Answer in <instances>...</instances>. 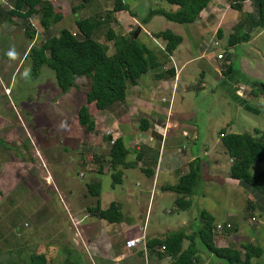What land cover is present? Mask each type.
Here are the masks:
<instances>
[{
    "label": "crops",
    "instance_id": "0c3cea01",
    "mask_svg": "<svg viewBox=\"0 0 264 264\" xmlns=\"http://www.w3.org/2000/svg\"><path fill=\"white\" fill-rule=\"evenodd\" d=\"M40 1L49 2L54 8V12L60 14L62 19L48 29H43L39 22V15L33 14L27 20L32 33L30 38L24 31V24L21 18L9 15L12 9V0H0V48L5 47L3 51L0 49V133L2 132L4 135H7L10 129L8 123H10L11 112L8 111V101L4 102L3 99L11 96V81L19 71V63L21 62V65L27 63L29 67V49L34 45L42 44L47 38L56 37L61 29H66L74 35L79 34L75 25L76 13H78L79 9L84 8L78 9L79 0ZM113 1L90 0L87 4L91 14H88L89 17L100 16L105 11L112 10ZM121 1L128 7L127 10L114 13L115 22L101 27L104 28V34L108 29L123 36L129 35L133 30H136L135 36L137 38L141 33L146 34L153 44L149 47L144 45L156 57L160 66L141 75L135 84L127 87L124 99L112 103L104 110H98L93 103L88 104L86 100L84 101L88 113L95 123V131L87 134L82 129L85 134L83 138H86V140L83 141L78 151L80 159L77 163L79 168L77 170L78 174L76 173L77 176L89 178L88 184L91 182L100 183L99 177L101 175L110 174L108 162L109 140L120 139L128 151L126 161L131 164V166L121 169L120 185L125 183L126 186H130L136 176L140 177L137 181L141 180L140 183L137 182L135 184V187L139 189L133 190V192L129 189H122L117 194L113 190L111 195H107L110 198V203L115 202L120 206L122 220L116 224L98 220L87 213L86 208L93 206L95 202L92 196H89L92 200L91 205L88 196L86 198L83 195L89 202L87 205L84 204V207L83 202H81L82 206L73 204L74 201L70 193H68L69 196H65L68 197L67 199L65 198L69 213L67 218L77 230L78 234L76 235L85 237L87 242L98 244V246L94 247L98 264H110L109 262L113 264L117 262L115 259L117 256L108 254L103 243L107 242L110 244L112 241L111 236L114 235L112 231L115 233L118 228L119 232L123 231V234L131 231L135 234L133 236L143 235L145 241L152 239L146 233V217L148 213L152 210L158 198H160V201H157V203L163 202L165 198H172L173 202L175 201V194L165 190L164 187L175 185L179 177L188 173L189 165L193 161L197 160L199 163L200 182H203L204 185L218 180L222 182L229 181L230 184L239 187L237 180L234 181L229 178L227 171L223 172V168L227 169L230 167L232 159L227 155L223 147V150H221L214 146L220 143L219 136L215 140L212 139L211 135H209L208 140L206 137L202 140V136L201 141L196 140L199 138L200 126L195 125L189 119L193 111L201 113L202 106L198 108L194 104L198 97L201 100L203 97L208 96L205 95L206 85H209L208 89H211L213 94L215 89H217L219 93L227 95L238 108L245 109L255 115L258 110L247 104L248 101L243 99L245 96L242 90L249 88L252 81L259 79L256 68L248 71L247 64L248 66H254L251 59H255V56L261 55L264 58L261 49L254 46L256 38L262 33L251 34V38L246 44L255 51L254 56H250L247 52L244 53V59L240 61L241 64L237 68H233L234 70L231 69V73L223 75L228 63L223 61V59H218L217 55L222 54L224 58L228 56L227 54H230L231 49H237V46L233 48L227 47V38L234 25L240 19L239 12L231 9L227 0H211L193 23H167V28L164 30H170L182 39L171 55L164 51V42L154 38V33L152 34L146 29L162 22L160 21L162 17L154 16L147 23H142L152 0H133L132 7L124 3L123 0ZM106 3H112V6H107ZM174 7L173 11L177 8L176 6ZM72 9H75V13H72ZM251 11V7L247 9L244 2L243 12L250 14ZM7 15L9 16L8 18H6ZM122 27H124L123 31ZM217 31H219L220 37H218ZM97 41L106 45L109 49V43L111 42H104L103 39H98ZM213 41H218L219 46L214 47L212 45ZM246 56L250 62L246 60ZM4 60L16 62L14 63L15 66L6 65V67H3ZM10 67H14L12 68L13 70ZM169 68L174 70L173 77L157 76ZM209 75L214 78L211 81H218L215 84V88L205 81V77ZM197 77L200 78L199 82H197ZM34 81L36 82V80ZM41 83H38L39 87H42L43 84L45 85V82L42 81ZM88 86L89 84L86 90ZM79 88H81V85L76 81V87L71 88L68 93L63 95L66 98L64 104L71 103L74 95H78ZM86 90L83 91L84 98ZM73 91L77 93L75 94ZM192 91L195 92V95H193ZM253 96L254 98L257 97ZM60 109L57 110V114L63 118L65 117L64 111H60ZM46 110L50 111V114L39 112L37 117L40 120L39 122H46L48 120L47 116H51L52 112H56L53 107ZM36 115L35 113L33 116ZM43 115L46 116L47 120L42 119L41 116ZM37 118H35V121L38 120ZM79 128L81 127L79 126ZM227 133H231V131L229 130ZM104 136L108 137L109 140H105ZM205 139L207 140V146L204 143ZM190 143L193 146L188 147L187 145ZM196 145L199 147L198 149H195ZM69 159L72 162L73 157L70 156ZM212 169L213 171H211ZM67 175L68 173L64 176L61 183L74 186L75 183H69ZM142 186L144 189H140ZM158 193L160 194L157 197ZM204 198L205 196H192V199L196 200L195 209L202 207L203 210L201 211H206L212 216L211 213L213 212L204 208ZM99 201L102 209L107 208L110 204L109 200L104 203L101 194ZM107 203L109 204L107 205ZM192 208H194L193 201L189 209ZM256 208L258 210L260 206L257 205ZM163 212L166 213V210L163 209ZM140 214L144 216L142 224L141 220H126L125 222V216L128 219V216L135 218ZM227 216L230 217L231 215ZM233 217L235 216L233 215ZM226 222L230 223L229 221ZM68 228L71 230L70 225ZM159 237L161 236L156 238ZM234 237L232 234L227 233L224 240L227 238L232 240ZM214 242L218 247H226L222 245L225 243L218 240V238L216 239L215 236ZM88 249L91 248L89 247ZM85 250H87L86 247ZM114 251L119 254L122 252L120 257H118L120 260L124 257H133L136 253L135 249H127L124 246L117 247Z\"/></svg>",
    "mask_w": 264,
    "mask_h": 264
},
{
    "label": "rangeland",
    "instance_id": "374dc122",
    "mask_svg": "<svg viewBox=\"0 0 264 264\" xmlns=\"http://www.w3.org/2000/svg\"><path fill=\"white\" fill-rule=\"evenodd\" d=\"M89 2L90 0H79L78 4L84 8L80 7L81 9L76 13L77 19L91 15L88 10L90 9L89 5H87ZM123 2L130 7L133 6V0H123ZM249 2L250 0L245 1V7L247 9L251 7L253 15L254 5L252 6ZM106 5L112 6V3H106ZM149 9H164L172 12L175 7L163 0H152L148 11ZM8 17L7 15L6 18ZM160 21L162 22L146 29L152 34L166 29L169 21L163 17ZM121 29L123 31L124 27ZM136 32L133 30L131 34ZM258 33L262 34L256 38L254 46L261 49L264 56V29L256 28L250 32L252 35ZM93 38L95 40L103 39L105 42L104 28L99 29L96 37L94 35ZM138 41L148 47L153 44L144 33L139 35ZM0 49L3 51L5 47ZM107 52L108 55L114 53L112 43H109ZM246 52L250 56H254L255 51L250 49L248 44L241 43L236 50L231 49L230 54H227L228 56L224 57L223 61L228 65L231 64L233 68H237ZM245 58L250 62L247 56ZM251 62L254 66L247 64L248 71L256 68L259 75V79L256 81H263L264 58L261 55L255 56ZM14 63L16 62L4 60L3 67L13 66ZM20 65L21 62L18 65L17 75L11 81V96L3 99L4 102L8 101L11 119L8 123L10 125L8 134L0 133V141L3 139L2 141L7 143V146L4 144L0 146V264H28L32 254H43L50 264H98L94 249L98 244L87 242L85 237L76 235L78 234L77 230L67 218L69 213L65 201V198H68L65 196H69L68 193H70L74 201L73 204L76 206L83 204L84 207V204L92 202L86 189V184L90 179L77 176V170H79L77 163L80 159L78 151L86 138H83L85 134L82 128H79L80 125L76 120L79 107L86 105L83 91L86 90L90 81L85 78L77 79V83L81 85L78 95H74L71 103L64 104L66 98L60 92L51 70L42 66L41 68H44L38 72V78L34 79L35 82L30 78L31 72L28 64L24 63L21 67ZM213 79L211 75L205 77V81L215 88L218 81H211ZM42 81L45 82V85L39 87L38 83ZM199 81L200 78L197 77V82ZM208 86L205 87V95L208 96L201 100L198 97L194 104L198 108L202 106L201 113L193 111L189 119L195 125L200 126L199 138L196 140L201 141V136L202 140L205 137L208 140L209 135L215 140L219 136L217 132L221 129L225 133L230 130L234 134H249L251 136H254L255 130L261 134L264 133V98L262 96L254 98L250 87L242 90L245 96L243 99L248 101L247 104L252 108L258 110V114L255 112L254 115L245 109L238 108L227 95L219 93L217 89L213 94ZM73 93L77 92L73 91ZM192 93L195 95L194 91ZM227 101L228 103H226ZM31 103L33 104L31 105ZM11 104L12 106H10ZM51 107L56 109V112L47 116L48 120L45 115L41 116L43 120L47 121L39 122L40 120L37 118L39 112L48 115L50 111L46 109ZM59 109L64 111V119L57 114ZM35 113L37 115L33 116ZM35 118L38 120L35 121ZM261 134H258L257 137ZM206 139L204 143L207 146ZM8 144H11V147ZM187 146L190 147L193 144L190 143ZM214 146L223 150L221 143ZM196 148L199 147L196 145ZM70 156L73 157L72 162H70ZM224 171H227L228 174L229 168H223ZM249 171L254 177L264 174V162L252 165ZM67 173L69 183H75L74 186L61 183ZM139 178L136 176L130 186H126L125 183L124 185H113L111 174H103L99 177V194L103 197L104 203L106 200H109L110 203V198L107 195H111L113 190L118 194L122 189H129L131 192L139 189L135 187L137 182H141V180L137 181ZM258 184L262 185V188L254 191L258 193L263 190L264 192V180ZM140 189H144V187L142 186ZM245 189L240 186V183L238 187L230 184L229 181L214 180L206 185L199 181L194 187L193 195L205 196L204 208L213 212L211 213L215 221L213 225L217 223L229 224L226 221L230 222L231 228L224 233L219 234L213 231L215 238L225 243L222 245L227 248L240 249V246L246 242L260 246L263 250V257L253 259L251 264H261L264 263V213L257 208L254 209L255 212L249 211L248 199L250 198L251 203L256 205V197H253V194ZM83 195L84 197L88 196L90 201L88 202L87 197L84 198ZM157 201H160V198ZM157 201L146 217V233L149 238L162 237L167 233L179 230L191 234L201 227L202 221L199 214L203 208L195 209V199H192L194 208L183 211L177 209L172 198H165L161 203H157ZM81 202L83 203L81 204ZM163 209L166 210V213L163 212ZM143 214L135 218L128 216V219L125 216V222L126 220H141L142 224ZM233 215L235 217L232 218ZM69 225L71 230L68 228ZM118 229L115 233L112 231L114 235L111 236L110 244L103 243L108 254L117 256L115 258L117 262L113 264H171L169 258L163 256L159 259L155 253L150 254L141 247L135 249V256L118 259L122 252L119 254L114 251L115 248L125 247L127 239L136 237L131 231L123 234V231L119 232ZM227 233L235 237L232 240H228V238L224 240ZM193 240L199 251L201 264H225L222 259L209 254L197 237L194 236ZM187 245L188 242L184 241L183 247L186 248ZM89 247L91 249H88Z\"/></svg>",
    "mask_w": 264,
    "mask_h": 264
},
{
    "label": "trees",
    "instance_id": "16d2710c",
    "mask_svg": "<svg viewBox=\"0 0 264 264\" xmlns=\"http://www.w3.org/2000/svg\"><path fill=\"white\" fill-rule=\"evenodd\" d=\"M88 1V0H84ZM166 3L176 6L175 11L164 9H149L142 23H147L154 16H161L165 20L177 24H189L195 22L211 0H163ZM231 9L239 12L240 19L232 28L227 38V47L233 48L241 43L250 40V32L254 29H264V0H250L254 14L243 12V3L246 0H227ZM84 5V4H83ZM81 6L79 5L78 9ZM24 9L23 12L21 10ZM127 6L121 0L113 1V8L105 11L103 15L91 16L83 19H76L75 25L79 34H72L66 29H61L56 37L47 38L42 44L32 46L28 51L30 60V78L36 79L39 70L45 66L53 72L54 79L60 92L66 94L71 88L76 87V80L85 78L90 81L86 90V103H93L98 110H104L114 102L124 99L126 89L129 85L135 84L141 75L149 70L160 66L156 57L150 53L147 47L138 41L134 34L119 35L108 29L104 39L111 42L114 53L108 55V47L99 43L93 38L103 25L115 22L114 13L127 10ZM75 13V9H72ZM33 14L39 15V22L43 29H48L62 19V16L54 12L49 2L40 0H12V9L9 15L21 18L24 24L25 33L31 38L28 18ZM220 37L219 31H217ZM153 37L164 42V51L171 55L181 43V37L170 30H164L153 34ZM233 69L229 64L225 67L223 75L231 73ZM234 70V69H233ZM158 77L171 78L174 70L169 68ZM251 93L264 98V80L252 81ZM76 120L85 133L95 131V123L88 113L86 105L79 107ZM259 131H254V136L249 134L218 132L219 140L227 155L232 159L228 176L239 181L240 185L256 197V205L248 199L249 211L260 206L264 213L262 196L263 190L256 193L262 185L258 183L264 180V174L252 176L250 167L256 163L264 162V133L257 137ZM109 140L108 137H103ZM110 141V140H109ZM1 144L7 146L5 141ZM9 145V144H8ZM11 147V144L9 145ZM6 148V147H5ZM7 149V148H6ZM128 151L120 139L112 142L109 154V170L112 184H121V169L131 166L127 163ZM200 181V169L197 160L189 165L187 174L178 178L175 185L164 187L165 190L175 194V205L179 210H188L192 205V196L195 185ZM87 193L95 199L94 205L87 207V213L110 224L120 223L122 215L118 203L111 202L105 209L100 207L99 182H91L86 185ZM252 197V196H251ZM199 218L202 221L201 227L191 234L179 230L167 233L159 238L146 240V250L150 254H156L160 259L163 256L171 260V264H201L199 251L194 244L193 237H197L205 250L225 264H251L253 259L263 257V250L260 246L250 242L244 243L240 249L223 248L216 246L213 233L214 219L206 211H201ZM187 241L186 248L183 242ZM13 262V261H12ZM14 263V262H13ZM9 264V263H8ZM28 264H50L43 254H32ZM261 264H264L263 262Z\"/></svg>",
    "mask_w": 264,
    "mask_h": 264
},
{
    "label": "built area",
    "instance_id": "2783aa9c",
    "mask_svg": "<svg viewBox=\"0 0 264 264\" xmlns=\"http://www.w3.org/2000/svg\"><path fill=\"white\" fill-rule=\"evenodd\" d=\"M212 45L214 47H218L219 46V42L218 41H213ZM217 58L218 59H223V55L222 54L217 55ZM113 141H114L113 139H111L109 141L110 146H111ZM230 228H231L230 223L229 224H227V223H225V224L217 223V224L214 225V230L213 231L215 233H219L220 234V233H224L225 231L229 230ZM145 243H146V241H145L144 236L143 235H139V236L131 237V238L127 239L125 241V248H127V249H138V247H141L143 250H146Z\"/></svg>",
    "mask_w": 264,
    "mask_h": 264
},
{
    "label": "water",
    "instance_id": "95a60500",
    "mask_svg": "<svg viewBox=\"0 0 264 264\" xmlns=\"http://www.w3.org/2000/svg\"><path fill=\"white\" fill-rule=\"evenodd\" d=\"M134 36H135V34H134Z\"/></svg>",
    "mask_w": 264,
    "mask_h": 264
}]
</instances>
